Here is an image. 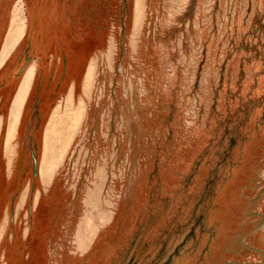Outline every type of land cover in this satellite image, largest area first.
<instances>
[{
    "label": "rangeland",
    "instance_id": "1",
    "mask_svg": "<svg viewBox=\"0 0 264 264\" xmlns=\"http://www.w3.org/2000/svg\"><path fill=\"white\" fill-rule=\"evenodd\" d=\"M0 264H264V0H0Z\"/></svg>",
    "mask_w": 264,
    "mask_h": 264
}]
</instances>
